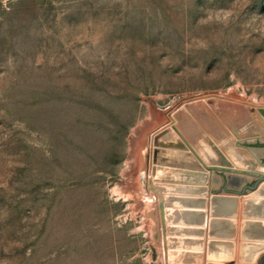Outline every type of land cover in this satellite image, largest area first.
Returning a JSON list of instances; mask_svg holds the SVG:
<instances>
[{
  "label": "rangeland",
  "instance_id": "374dc122",
  "mask_svg": "<svg viewBox=\"0 0 264 264\" xmlns=\"http://www.w3.org/2000/svg\"><path fill=\"white\" fill-rule=\"evenodd\" d=\"M207 92L264 106V0H0V264H165L134 141Z\"/></svg>",
  "mask_w": 264,
  "mask_h": 264
},
{
  "label": "water",
  "instance_id": "95a60500",
  "mask_svg": "<svg viewBox=\"0 0 264 264\" xmlns=\"http://www.w3.org/2000/svg\"><path fill=\"white\" fill-rule=\"evenodd\" d=\"M262 138L264 106L207 92L184 99L159 114L134 141L131 178L136 190L150 197L151 207L156 208L152 218L159 226L154 230V238L163 248L165 264H185L191 260L203 264L201 238L210 174L202 163L214 165L209 169L214 173L246 177L242 179L245 186L241 192H214L211 196L208 264L236 262L239 196L245 199L238 262L258 264L264 254V174L248 172L256 169L258 162L253 156L254 149L247 144L257 140L264 145ZM148 146L151 153L147 152ZM260 150L264 152V146ZM260 162L264 164L263 160ZM233 165L243 169L242 172H232ZM147 173L154 177L148 183ZM248 177L254 179L252 184L247 183ZM188 180L195 181L196 186H186ZM175 183L182 185L174 186ZM188 191L200 198L171 196ZM150 192L158 196V202ZM163 193L167 196L163 197ZM188 205H195L196 210H185ZM187 223L195 224L187 228ZM192 236L200 240L186 239ZM191 245L196 252H184V247Z\"/></svg>",
  "mask_w": 264,
  "mask_h": 264
},
{
  "label": "crops",
  "instance_id": "0c3cea01",
  "mask_svg": "<svg viewBox=\"0 0 264 264\" xmlns=\"http://www.w3.org/2000/svg\"><path fill=\"white\" fill-rule=\"evenodd\" d=\"M178 170H184V169H178ZM214 175V176H213ZM212 177H214L213 180L214 183L207 186L208 188H210V191L212 193L214 192H217V193H236V192H241L243 187L245 186V183H243L242 185H236L235 183H232V177L231 176H228V177H224L222 175H219L217 176L216 173H213ZM211 181V180H210ZM195 184V181H192V180H188L186 182V186H196L194 185ZM174 186H177V185H182V184H173ZM171 196H174V197H183V198H187V199H190V200H195L196 198H200L198 194L192 192V191H188V192H185L184 194H178V193H174L173 195ZM241 197V196H240ZM158 202V201H157ZM241 208V206H240ZM180 209V208H179ZM183 210V209H182ZM185 210H196V206L195 205H188L186 207ZM241 211V210H240ZM239 211V212H240ZM205 223H204V226L202 227L203 228V231H204V234H203V238H201V240L203 241V248H202V251H201V254H202V260H203V264H208V242L210 241V227H209V221L211 220V204L209 202V200H207V205H206V208H205ZM195 223H187V228H189L188 226H193ZM206 225V226H205ZM175 227V226H173ZM190 228H195V227H190ZM241 232V225L240 223L238 224V236ZM181 238V237H180ZM186 239H189V240H200V238H197V237H186ZM239 243V241H238ZM195 247H193L191 245V247H184V252H187V253H194L196 252ZM239 244L237 246V255L239 254ZM264 259V254L261 256V258L259 259V262L263 261ZM258 262V264H259ZM185 264H196L195 261L191 260V261H188L187 263ZM224 264H236V263H229V262H226Z\"/></svg>",
  "mask_w": 264,
  "mask_h": 264
},
{
  "label": "bare ground",
  "instance_id": "6f19581e",
  "mask_svg": "<svg viewBox=\"0 0 264 264\" xmlns=\"http://www.w3.org/2000/svg\"><path fill=\"white\" fill-rule=\"evenodd\" d=\"M257 105V104H256ZM149 140H150V138H149ZM262 140H264V138H262ZM148 149H149V151L151 152V147L149 146L148 147ZM149 152V153H150ZM264 155V152L263 151H255L254 150V153H253V156H254V159L258 162V166L256 167V169H254V170H249L248 172H255V173H259V174H264V164H261V160H262V156ZM202 166L207 170V172L210 174V172L208 171L211 167H215L214 165L212 166V165H208V164H204V163H202ZM216 167H218V165L216 166ZM220 168H223L222 166L220 167ZM238 170H240V171H238ZM242 170L243 169H240V168H238V167H236L235 165H233L232 167H231V171L232 172H236V171H238V172H242ZM211 171V170H210ZM148 174V173H147ZM232 176V183H235L236 185H242L243 184V181H242V179L243 178H246L244 175H238V174H232L231 175ZM242 176H244V177H242ZM250 178V177H249ZM153 179H154V177H153ZM211 180V181H210ZM210 180H209V184L207 185V186H209V185H211V184H213L214 183V179L212 180L211 178H210ZM213 182V183H212ZM156 183V182H155ZM156 184H160V182L159 183H156ZM208 190H209V188H208ZM263 191V190H262ZM165 195V194H164ZM167 195V194H166ZM213 194H211V193H208V196H207V200H209V202H210V204H211V196H212ZM239 198H240V202H241V208H239V213H238V217H237V220H238V223L240 222L239 220L240 219H243V216H242V202L244 201V197L243 196H239ZM148 199L150 200V197H148ZM149 209H151V207L149 206L148 207ZM169 209H171V208H169ZM211 218V217H210ZM154 221V220H153ZM209 227H210V221H209ZM238 238L240 239V244H241V232H240V234H239V236L237 235V238L235 239V242H236V245L238 246ZM240 244H239V246H240ZM239 257H240V252H239V254L237 255V252H236V259L235 260H239Z\"/></svg>",
  "mask_w": 264,
  "mask_h": 264
}]
</instances>
